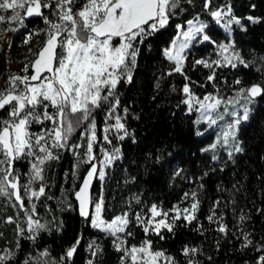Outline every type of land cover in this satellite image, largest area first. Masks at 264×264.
Returning <instances> with one entry per match:
<instances>
[{"label": "trees", "instance_id": "16d2710c", "mask_svg": "<svg viewBox=\"0 0 264 264\" xmlns=\"http://www.w3.org/2000/svg\"><path fill=\"white\" fill-rule=\"evenodd\" d=\"M46 1L50 5L40 6L38 16L30 17L25 9L16 15L0 12V27L11 28L16 55L27 33L42 25L51 29L59 21L54 0ZM80 8L81 0H75L72 23L85 33ZM226 9L222 29L213 13ZM165 13L163 27L134 40L135 54L126 61L128 75L96 104L69 115L72 127L66 140L44 160L38 176H32L26 154L12 160L19 189L18 197L0 192V264H140L129 258L125 247L147 241L172 264H264V0H169ZM197 17L208 22L212 41L194 43L177 70L163 50L180 26ZM117 41L113 37L112 44ZM222 41L231 42L237 52L235 64L202 63L216 56L215 45ZM59 55L57 49L56 61ZM34 60L27 73H32ZM255 84L262 88L257 100L247 92ZM239 88L252 103L238 129L240 149L231 151V159L221 153L216 160L206 149L213 134L199 131L197 112L186 98L188 93L227 97ZM9 113L8 105L0 106V131ZM108 117L121 120L125 137L104 131ZM48 123L40 121L30 129L45 130ZM91 125L95 138L89 159ZM105 136L119 148L120 158L106 168L102 180L96 177L91 211L84 217L77 194L101 159ZM221 148L216 145L217 154ZM31 190L41 193L30 196ZM99 196L105 220L127 214L124 245L92 226ZM189 198L196 201L192 218L173 217L169 227L157 231L143 227L152 205L173 215L174 207Z\"/></svg>", "mask_w": 264, "mask_h": 264}, {"label": "rangeland", "instance_id": "374dc122", "mask_svg": "<svg viewBox=\"0 0 264 264\" xmlns=\"http://www.w3.org/2000/svg\"><path fill=\"white\" fill-rule=\"evenodd\" d=\"M117 1L81 0L82 8L78 10V14L86 29L85 34L76 30L72 23L70 11L75 0H54L59 11V21H56L51 29L42 25L37 30L27 33L18 55L10 45L11 28L0 27V106L8 105L10 109L8 121L0 131V192H11L18 197L19 184L11 168L12 160L26 154L32 176H38L44 160L55 152V148L62 145L63 140H66L72 127L69 115L76 110L87 108L90 104H96L103 92L113 90L119 78L123 74L128 75L126 61L135 54L134 40L163 27L166 23L165 12L169 0H159L158 16L147 26L122 31L117 35L97 36L92 28L103 22L106 15L109 21H112L115 15L117 26L125 19L126 11L117 5ZM42 5L48 7L50 2L0 0V12L8 10L16 15L19 10L25 9L34 15ZM227 15V9L213 13L222 29H226V22L222 18H227ZM1 20L0 14V22ZM207 25L208 22L200 17L187 21L184 26L179 27L172 41L164 48V56L175 63L177 70H182L186 52L194 43L212 41L207 33ZM113 37L118 38L115 44H112ZM53 44H56L60 51L54 72L34 75L37 70L33 69L32 73H27V67L34 60V56L37 58L45 48ZM215 46L216 56L213 58L208 56L201 60L202 63L233 65L238 60V54L232 48L231 42L222 41ZM108 66L118 68V75L105 77L103 72ZM184 90L189 92L188 85L184 86ZM186 103L197 112L196 123L199 131L213 134V142L206 148L210 155L217 160L222 153L224 157L231 159V151L240 149L238 129L240 124L247 120L252 105L250 99L243 93V88L227 97L207 95L197 98L188 93ZM25 104L29 111L25 110L22 117L17 119V113ZM47 120L49 123L45 130L36 132L30 129L34 123ZM122 127L119 118L108 117L103 129L106 133L111 131L120 138L127 135V132L122 131ZM94 138V127L91 125L89 159ZM216 145L222 147L219 154L216 153ZM99 150L101 159L98 164L92 165L90 173L102 180L106 168L120 158V150L109 145L107 136L104 137V145ZM39 193L41 190H31L30 196ZM187 202L175 206L173 215L152 205L148 219L141 222L143 227L146 230L157 231L163 226L169 227L171 225L169 220L173 217L192 218L196 201L189 198ZM101 209L99 196L92 208V226L114 235L121 242L119 246L124 245L127 214L105 220L101 215ZM125 251L132 261L140 264H172L171 259L165 257L161 251L152 250L148 241L140 246H126Z\"/></svg>", "mask_w": 264, "mask_h": 264}, {"label": "water", "instance_id": "95a60500", "mask_svg": "<svg viewBox=\"0 0 264 264\" xmlns=\"http://www.w3.org/2000/svg\"><path fill=\"white\" fill-rule=\"evenodd\" d=\"M117 5L123 7L126 11L125 19L116 26L112 21H109L107 15L103 22L93 26V31L99 37L108 35H117L118 33L126 30H134L138 27L145 26L155 20L159 12V0H118ZM28 13V12H27ZM40 9L34 15L27 14L30 17L38 16ZM26 15V17H28ZM57 46L53 44L45 48L40 55L34 60L33 69L37 70L34 75L48 72L52 74L55 69ZM248 95L251 99L257 100L262 95V88L260 85H252L248 89ZM96 176L88 173L78 191L77 200L79 212L82 216L87 217L90 214L92 203L91 194Z\"/></svg>", "mask_w": 264, "mask_h": 264}, {"label": "built area", "instance_id": "2783aa9c", "mask_svg": "<svg viewBox=\"0 0 264 264\" xmlns=\"http://www.w3.org/2000/svg\"><path fill=\"white\" fill-rule=\"evenodd\" d=\"M103 75L105 77L116 76L118 75V68L108 66L104 69Z\"/></svg>", "mask_w": 264, "mask_h": 264}, {"label": "flooded vegetation", "instance_id": "af4514ba", "mask_svg": "<svg viewBox=\"0 0 264 264\" xmlns=\"http://www.w3.org/2000/svg\"><path fill=\"white\" fill-rule=\"evenodd\" d=\"M118 6H120V5H118ZM121 8H122V6H121ZM115 21V22H114ZM112 22H113V24L115 25L116 24V18H115V15L113 16V18H112ZM117 26V25H116ZM119 27V26H118Z\"/></svg>", "mask_w": 264, "mask_h": 264}]
</instances>
